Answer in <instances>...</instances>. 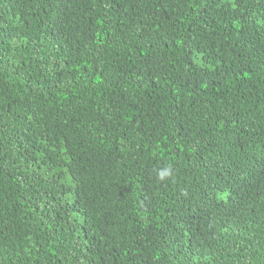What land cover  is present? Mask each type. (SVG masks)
I'll list each match as a JSON object with an SVG mask.
<instances>
[{
  "label": "trees",
  "instance_id": "obj_1",
  "mask_svg": "<svg viewBox=\"0 0 264 264\" xmlns=\"http://www.w3.org/2000/svg\"><path fill=\"white\" fill-rule=\"evenodd\" d=\"M0 264H264V0H0Z\"/></svg>",
  "mask_w": 264,
  "mask_h": 264
},
{
  "label": "clouds",
  "instance_id": "obj_2",
  "mask_svg": "<svg viewBox=\"0 0 264 264\" xmlns=\"http://www.w3.org/2000/svg\"><path fill=\"white\" fill-rule=\"evenodd\" d=\"M170 174L169 170H164L161 171L158 175H159V179L163 180L165 179L168 175Z\"/></svg>",
  "mask_w": 264,
  "mask_h": 264
}]
</instances>
